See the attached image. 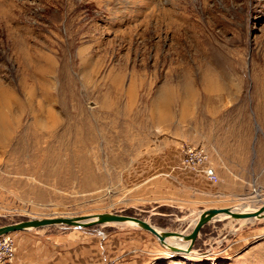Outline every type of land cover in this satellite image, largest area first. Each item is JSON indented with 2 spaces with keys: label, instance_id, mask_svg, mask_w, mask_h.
<instances>
[{
  "label": "rangeland",
  "instance_id": "rangeland-1",
  "mask_svg": "<svg viewBox=\"0 0 264 264\" xmlns=\"http://www.w3.org/2000/svg\"><path fill=\"white\" fill-rule=\"evenodd\" d=\"M0 113V225L112 211L189 232L205 208L255 209L264 0H0ZM69 226L0 235V264H36ZM88 231L91 264H264V218L212 219L189 253L136 226Z\"/></svg>",
  "mask_w": 264,
  "mask_h": 264
},
{
  "label": "water",
  "instance_id": "water-1",
  "mask_svg": "<svg viewBox=\"0 0 264 264\" xmlns=\"http://www.w3.org/2000/svg\"><path fill=\"white\" fill-rule=\"evenodd\" d=\"M219 214L229 215L232 218H264V200L254 210L236 211L230 206L220 207H208L201 210L198 213V218L194 222L189 232L178 231L173 229L158 228L148 220L136 216L124 213L105 211L96 212L82 215H60V216H47V217H32L27 219H21L13 222H8L0 225V235L13 232L16 230H24L30 227H39L48 224H67L75 226H90L94 224H114L120 223L129 226H136L145 229L155 235L159 242L166 246L170 251L177 253L190 252L191 245L201 227L204 223L215 219ZM180 237L181 239L188 241L185 247L178 246L166 241L167 237Z\"/></svg>",
  "mask_w": 264,
  "mask_h": 264
},
{
  "label": "crops",
  "instance_id": "crops-1",
  "mask_svg": "<svg viewBox=\"0 0 264 264\" xmlns=\"http://www.w3.org/2000/svg\"><path fill=\"white\" fill-rule=\"evenodd\" d=\"M102 225L114 226V224ZM88 227L90 226L71 225L66 229L52 231L57 233L45 235V240H43L45 244H43L40 256L36 250V264L39 262L40 264H91L92 234L88 231ZM105 232L111 231L106 230Z\"/></svg>",
  "mask_w": 264,
  "mask_h": 264
},
{
  "label": "built area",
  "instance_id": "built-area-1",
  "mask_svg": "<svg viewBox=\"0 0 264 264\" xmlns=\"http://www.w3.org/2000/svg\"><path fill=\"white\" fill-rule=\"evenodd\" d=\"M207 153L202 147H188L183 151L182 163L186 166H190L193 169L203 173V175L209 180H216L217 174L212 166L207 163ZM97 264H116L114 260L108 259L98 262Z\"/></svg>",
  "mask_w": 264,
  "mask_h": 264
},
{
  "label": "bare ground",
  "instance_id": "bare-ground-1",
  "mask_svg": "<svg viewBox=\"0 0 264 264\" xmlns=\"http://www.w3.org/2000/svg\"><path fill=\"white\" fill-rule=\"evenodd\" d=\"M4 118V114L2 113H0V120L1 119H3ZM6 120V119H5ZM6 123H8L7 121H6ZM6 126V125H5ZM0 127L2 128V129H5L6 130V128L5 127H3V123L0 121ZM7 131V130H6ZM260 206V205H259ZM257 208V207H256ZM255 208V209H256ZM232 209L233 210H236V211H247V210H254V209H248L246 206H241V207H238V206H235V207H232ZM222 216H226V215H224V214H219L218 215V217L217 218H220V217H222ZM197 218H198V216L195 218V221L197 220ZM253 218H255V217H249V218H239V219H253ZM194 221V222H195ZM166 241L167 242H169V243H172V244H175V245H178V246H182V247H185L187 244H188V241H185V240H183V239H181L180 237H173V236H171V237H167L166 238ZM172 252V251H171ZM189 253V252H188Z\"/></svg>",
  "mask_w": 264,
  "mask_h": 264
}]
</instances>
